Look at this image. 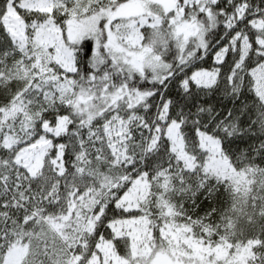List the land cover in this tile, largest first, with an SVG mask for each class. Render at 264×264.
<instances>
[{
	"label": "snow or ice",
	"instance_id": "6c2138e0",
	"mask_svg": "<svg viewBox=\"0 0 264 264\" xmlns=\"http://www.w3.org/2000/svg\"><path fill=\"white\" fill-rule=\"evenodd\" d=\"M0 264H264V0H0Z\"/></svg>",
	"mask_w": 264,
	"mask_h": 264
}]
</instances>
